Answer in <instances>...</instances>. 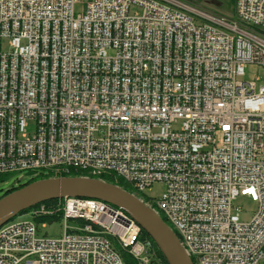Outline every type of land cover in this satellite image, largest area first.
<instances>
[{"label":"built area","instance_id":"1","mask_svg":"<svg viewBox=\"0 0 264 264\" xmlns=\"http://www.w3.org/2000/svg\"><path fill=\"white\" fill-rule=\"evenodd\" d=\"M77 2L0 0V174L82 170L136 194L164 182L142 200L195 264H260L264 76L242 78L264 70V0H236L235 18L180 0ZM240 195L257 203L248 221ZM29 212L0 227V264H125L115 244L149 263L141 226L110 203ZM54 216L62 233L40 235Z\"/></svg>","mask_w":264,"mask_h":264},{"label":"water","instance_id":"2","mask_svg":"<svg viewBox=\"0 0 264 264\" xmlns=\"http://www.w3.org/2000/svg\"><path fill=\"white\" fill-rule=\"evenodd\" d=\"M65 197L102 200L126 211L156 243L169 264H194L173 228L153 207L117 183L92 176L35 180L0 198V227L28 209Z\"/></svg>","mask_w":264,"mask_h":264},{"label":"rangeland","instance_id":"3","mask_svg":"<svg viewBox=\"0 0 264 264\" xmlns=\"http://www.w3.org/2000/svg\"><path fill=\"white\" fill-rule=\"evenodd\" d=\"M90 0H79L75 6V12L82 13L86 7V4ZM189 3L193 7H197L204 10H209L215 13H222L229 15L234 13L233 2L232 0H180ZM4 49H8L7 43L3 44ZM258 76H264V70L261 66L250 64L246 67L245 76H243V80L253 81ZM30 133L32 134L34 130V124H31ZM29 178L27 172H18L10 174L6 180L0 183V189L7 190L13 184H18L19 182H24ZM166 190V185L164 182L157 181L153 183V185L147 188L144 191V195L148 200H156L161 198L162 194ZM3 191H0L2 193ZM236 205L240 206L243 210L240 214L241 220L248 221L251 219L254 210L257 208V203L252 201L248 196H238L236 199ZM162 214V213H161ZM163 215V214H162ZM22 220H33V217L30 212H23L17 215L14 218V221H22ZM44 222H38L39 225V234L40 235H48L51 237L58 236L63 231L62 221L57 220L54 222L46 221V226H43ZM170 224V222H168ZM171 225V224H170ZM172 226V225H171ZM264 263V259L260 262V264Z\"/></svg>","mask_w":264,"mask_h":264},{"label":"trees","instance_id":"4","mask_svg":"<svg viewBox=\"0 0 264 264\" xmlns=\"http://www.w3.org/2000/svg\"><path fill=\"white\" fill-rule=\"evenodd\" d=\"M233 2V8H234V13L230 14V16L235 17L236 16V10H235V6H236V0H232ZM10 174H0V183L3 182L4 180H6V178L9 176ZM29 178L24 181V182H19L18 184H13L11 185L10 188H8L7 190H2L0 189V191H3L2 194H0V198L3 197L4 195L18 189L21 188L35 180L41 179V178H47V177H51L53 176L52 173H45V172H38L37 174H31L28 173ZM67 175H72V176H85L88 175V172L86 171H82V170H73L69 173H67ZM103 179L113 182V183H117L120 186L124 187L125 189L131 191V192H135L134 188L127 183L126 181L120 179V178H116L114 175H104L102 176ZM139 197L143 198L144 200H147L145 195L143 193L138 194ZM56 200H49L46 203H51V202H55ZM164 218L165 221H167V219L162 216ZM56 218H58L57 216L54 217H50V218H39L37 221L41 222L44 220H48V221H53ZM141 240L144 242V244L146 245L147 248V253L149 256V263L148 264H169L166 260V258L164 257V255L162 254V252L160 251V249L158 248V246L156 245V243L153 241V239L149 236V234L142 229L141 232ZM115 246L117 247V249L119 250V252L122 255V258L124 260L125 264H140L139 261L128 251L121 249L117 244H115Z\"/></svg>","mask_w":264,"mask_h":264}]
</instances>
